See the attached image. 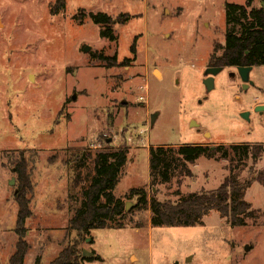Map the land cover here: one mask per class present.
<instances>
[{"label": "rangeland", "instance_id": "1", "mask_svg": "<svg viewBox=\"0 0 264 264\" xmlns=\"http://www.w3.org/2000/svg\"><path fill=\"white\" fill-rule=\"evenodd\" d=\"M246 1L0 0V264H11L17 250L16 170L25 160L34 195L24 264H51L68 248L102 257L85 264H264L259 181L246 193L258 219L243 226L219 211L197 226H153L150 207L126 198L144 187L150 198L175 202L178 192L217 189L232 172L243 182L264 170V155L257 165L251 157L240 163L230 150L227 158L220 152L188 164L189 175L180 167L169 183L151 185L149 146L264 144V112L255 110L264 104V65L253 66L248 87L237 67L224 68L210 91L204 83L215 47L226 42L225 3ZM99 12L131 15L115 25V41L90 17ZM99 53L131 62L107 68L94 57ZM124 147L128 163L114 192L126 201L125 227L79 235L69 222L96 153Z\"/></svg>", "mask_w": 264, "mask_h": 264}, {"label": "trees", "instance_id": "2", "mask_svg": "<svg viewBox=\"0 0 264 264\" xmlns=\"http://www.w3.org/2000/svg\"><path fill=\"white\" fill-rule=\"evenodd\" d=\"M253 2L254 0H247L245 4L225 3L226 24L229 26L226 42L215 47L210 65L223 67L264 65V6L254 8ZM61 5L65 8V1ZM58 11L57 7L55 12ZM90 17L94 23L101 26L102 36L111 41L117 38L115 25L124 24L131 19L130 14H121L118 18H113L105 12L92 13ZM79 19L84 21L83 18ZM236 26L240 27L239 31L236 30ZM219 50L220 55L217 54ZM132 53L137 54L136 40L132 46ZM94 57L107 68L129 66L131 62V58L119 61L117 55L108 56L103 53L95 54ZM149 150L151 185L155 186L169 183L180 167L182 175L191 174L188 164H194L200 157H211L215 153L221 152L222 157L227 158L231 150L240 163L251 157L257 165L264 155V144H231L229 147L199 144L179 145L177 148L160 145L151 146ZM128 157L129 149L126 147L110 148L96 153L94 174L90 184L82 190L81 205L75 210L69 222V227L76 230L79 235L87 234L93 229L125 227L126 201L123 197H117L114 191L128 163ZM27 165L25 160L16 170L19 175V185L15 194L19 206L16 230L19 240L11 264H24L30 248L26 239L27 221L33 216L32 198L29 195H34V185ZM255 181L264 184V170L253 173L243 182L232 172L217 189L185 195L178 192L180 198L175 202L161 201L155 196L150 198L144 187L131 188L126 198H138L137 208L150 207L153 226H197L203 224L204 217L212 211H219L229 218L232 226H243L249 219L256 220L259 216V210L246 200L247 190ZM141 227L138 225V228ZM94 260H102L95 251L92 256H83L68 248L51 264H85ZM37 264H40L39 260Z\"/></svg>", "mask_w": 264, "mask_h": 264}, {"label": "water", "instance_id": "3", "mask_svg": "<svg viewBox=\"0 0 264 264\" xmlns=\"http://www.w3.org/2000/svg\"><path fill=\"white\" fill-rule=\"evenodd\" d=\"M90 49H91L90 46H87L85 48V51L88 52ZM224 68L225 67L222 66V67H208L206 69V71L204 73V76H205L204 83L207 86L209 91L214 88L215 77L218 74H220L224 70ZM252 69H253V66H239V67H237L238 74L241 76L245 87H248L252 83L251 78H250V74H251ZM255 110L263 113L264 112V104L258 105L255 108ZM248 114L249 113H243V116H248ZM155 120H156V114H153L152 122H155ZM110 141L111 140H109V142ZM14 183H15V180L12 179L10 181V184L13 185ZM88 241H91V238H88ZM92 255H93V252H89L87 250H84V256H92ZM189 261H191V258L189 259Z\"/></svg>", "mask_w": 264, "mask_h": 264}, {"label": "built area", "instance_id": "4", "mask_svg": "<svg viewBox=\"0 0 264 264\" xmlns=\"http://www.w3.org/2000/svg\"><path fill=\"white\" fill-rule=\"evenodd\" d=\"M143 90L146 91V93L148 92V88L147 87H143ZM141 99L145 100V96H142Z\"/></svg>", "mask_w": 264, "mask_h": 264}, {"label": "flooded vegetation", "instance_id": "5", "mask_svg": "<svg viewBox=\"0 0 264 264\" xmlns=\"http://www.w3.org/2000/svg\"><path fill=\"white\" fill-rule=\"evenodd\" d=\"M209 67H222V66H220V65H209ZM226 68V67H225ZM236 68V67H235ZM233 76L235 77L236 76V74H233ZM217 77V76H216ZM215 77V78H216Z\"/></svg>", "mask_w": 264, "mask_h": 264}, {"label": "crops", "instance_id": "6", "mask_svg": "<svg viewBox=\"0 0 264 264\" xmlns=\"http://www.w3.org/2000/svg\"><path fill=\"white\" fill-rule=\"evenodd\" d=\"M148 148L150 149V146Z\"/></svg>", "mask_w": 264, "mask_h": 264}]
</instances>
